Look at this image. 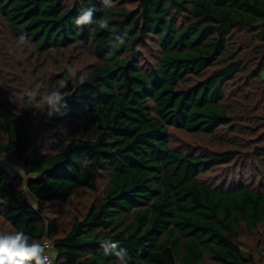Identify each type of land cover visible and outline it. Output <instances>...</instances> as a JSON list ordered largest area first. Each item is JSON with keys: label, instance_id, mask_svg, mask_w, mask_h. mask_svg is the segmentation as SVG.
Wrapping results in <instances>:
<instances>
[{"label": "trees", "instance_id": "1", "mask_svg": "<svg viewBox=\"0 0 264 264\" xmlns=\"http://www.w3.org/2000/svg\"><path fill=\"white\" fill-rule=\"evenodd\" d=\"M262 70L264 0H0V264L264 260Z\"/></svg>", "mask_w": 264, "mask_h": 264}, {"label": "rangeland", "instance_id": "2", "mask_svg": "<svg viewBox=\"0 0 264 264\" xmlns=\"http://www.w3.org/2000/svg\"><path fill=\"white\" fill-rule=\"evenodd\" d=\"M67 1H70V0H67ZM147 45L148 46L145 50V54H143L142 61H141L143 69H145V68L147 69V68L151 67V65L153 64V59H154L153 47L149 46L148 43H147ZM90 62H91V57L87 53L82 54L81 56H79L78 60L77 59L75 60L73 71L76 72V71L83 69V67L85 68V66ZM261 78L264 79V70H262V72H261ZM243 109H244V107H243ZM256 115L260 118L264 117V106H262V107H261V105L259 106V110L257 111ZM248 126L249 125L247 124L246 128H244L245 132H247L249 127H250V128H252V130H250V131H252L254 136L261 135V134L263 135V130H261L258 126L255 127L254 124H252L249 127ZM168 134H169V147L171 149L176 150V151L194 152V151H192V144L199 142V139L197 137L184 134L183 132L175 130V129H170L168 131ZM234 173L237 176V172H234ZM213 175H214V173L211 176H213ZM260 176H261V178L259 179ZM205 177H207V176H204V178ZM262 179H264V168L261 171L259 170L256 172H252L251 169H249V171L246 173L245 178L243 180H240L243 182L242 183L239 182V184H244V185H249V186L255 187L257 181L259 180L258 182H260ZM248 181H250V182H248ZM57 216H58L59 220L63 223V226H66L70 223V212L63 211L62 209H60L59 212L57 213ZM1 228H2V226L0 224V229ZM258 238H259V236H257V235H249L246 237V240L248 243H255ZM246 240L244 237H241L239 239V241L245 245V248H244L245 250L243 249L244 255H246L247 253L250 252L252 254V258L254 259V261L257 264H264V260L260 259L258 254L255 253L256 249H252V248L247 246ZM259 243L261 244V242H259Z\"/></svg>", "mask_w": 264, "mask_h": 264}, {"label": "built area", "instance_id": "3", "mask_svg": "<svg viewBox=\"0 0 264 264\" xmlns=\"http://www.w3.org/2000/svg\"><path fill=\"white\" fill-rule=\"evenodd\" d=\"M44 251H43V254L41 255L40 257V261L42 264H50V250H51V245L46 241H42L41 243Z\"/></svg>", "mask_w": 264, "mask_h": 264}]
</instances>
